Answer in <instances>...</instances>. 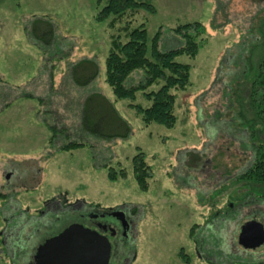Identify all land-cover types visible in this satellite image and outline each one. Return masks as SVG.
Masks as SVG:
<instances>
[{
  "label": "rangeland",
  "instance_id": "obj_1",
  "mask_svg": "<svg viewBox=\"0 0 264 264\" xmlns=\"http://www.w3.org/2000/svg\"><path fill=\"white\" fill-rule=\"evenodd\" d=\"M104 1L0 0V194L5 193L0 195V264H26L36 244L74 221L62 214L29 229L35 243L17 249L3 243L20 216H37L55 197L72 209L84 202L127 210L132 227L123 253L109 264H210L208 259L264 264V244L245 252L237 241L245 222L264 223V183L238 178L253 158V132L264 130L248 103L250 81L260 59L264 63V0H151L155 13L140 10L114 29L95 19ZM38 17L54 27L53 42L45 48L28 33ZM125 21L143 22L149 41L160 29L161 51L184 44L176 26L198 21L205 27L196 56L176 59L190 65V83L175 91L172 129L144 127L130 101L116 100L105 82L109 43ZM83 58L95 60L99 71L90 84L75 86L68 71ZM144 77L137 69L124 84L136 85ZM48 90L54 101L39 105L23 98ZM93 91L104 94L128 121L127 138L105 139L80 127L81 102ZM134 103L149 105L140 92ZM69 142L85 146L61 149ZM139 151L151 169L147 191L139 190L132 173L131 160ZM110 167L124 169L125 177L108 179ZM104 220L115 224L111 217ZM181 249L187 262L179 257Z\"/></svg>",
  "mask_w": 264,
  "mask_h": 264
},
{
  "label": "trees",
  "instance_id": "obj_2",
  "mask_svg": "<svg viewBox=\"0 0 264 264\" xmlns=\"http://www.w3.org/2000/svg\"><path fill=\"white\" fill-rule=\"evenodd\" d=\"M99 2L101 0H98ZM140 10L156 12L151 0H105L98 8L95 19L99 22L106 21L108 27L114 29L116 24H120L125 17H134ZM173 30L182 36L184 44L175 49L161 51L158 48L160 29L149 41L143 22L132 26L129 21H125L118 34L111 37L104 59L106 84L116 100L130 101L128 107L134 109L140 116L144 127L153 123L168 129L175 127L177 123L175 91L186 90L190 83V65L176 59L183 55L194 58L206 40L205 27L198 21L180 24ZM120 32L123 33L124 40L119 35ZM28 33L39 47L45 48L53 42L54 27L48 19L38 17L31 22ZM137 69L144 72V80L136 85L126 86L124 84L126 78ZM98 71L95 60L83 58L72 64L68 73L75 86H86L96 78ZM153 85H158V88L150 89ZM49 92L48 90L45 95L26 93L23 98H35L39 105H42L43 102L54 101ZM139 92L149 102L148 106L134 103ZM248 103L254 121L264 124V63L262 59L258 63L257 74L250 81ZM40 108L44 112L51 114L54 112L50 108L42 106ZM79 123L83 130L105 139L127 138L131 132L130 124L119 114L114 103L98 91L84 96L80 107ZM46 127L52 130L55 125L46 124ZM255 133L252 134L256 136L257 141L254 143L253 158L248 168L242 171L238 178L258 184L264 183V130L262 133ZM82 146H85V143L69 142L63 144L61 149L69 150ZM196 158L199 159L198 155ZM131 162L133 177L139 190L147 191L152 174L150 166L144 159V153L139 151ZM125 175L124 169L116 171L110 167L107 172L110 180H117ZM179 257L187 262V255L182 249ZM208 262L213 264L209 259Z\"/></svg>",
  "mask_w": 264,
  "mask_h": 264
},
{
  "label": "water",
  "instance_id": "obj_3",
  "mask_svg": "<svg viewBox=\"0 0 264 264\" xmlns=\"http://www.w3.org/2000/svg\"><path fill=\"white\" fill-rule=\"evenodd\" d=\"M122 226H126L124 213L112 211ZM243 249L254 250L264 244V226L257 220H249L241 227L237 238ZM35 264H109L111 243L107 236L72 223L55 236L47 238L35 252Z\"/></svg>",
  "mask_w": 264,
  "mask_h": 264
},
{
  "label": "flooded vegetation",
  "instance_id": "obj_4",
  "mask_svg": "<svg viewBox=\"0 0 264 264\" xmlns=\"http://www.w3.org/2000/svg\"><path fill=\"white\" fill-rule=\"evenodd\" d=\"M12 172L13 171H9V173L5 174V178L8 181H10ZM0 195H5V193L2 192ZM116 210L124 213L125 220L127 221L126 226L123 227L121 221L117 217L111 215L112 211H116ZM37 212H38L37 216L30 219L25 218V216L24 218L20 216L19 219L15 222V224L12 225V229L6 232V236L3 239V243H5L8 247L10 246L16 249L22 246L25 242L35 243L36 240H34L33 237H31L32 234H30L29 232L30 231L29 229L31 227L34 228L35 225L44 226L46 225L49 219H54V221L59 220L62 214H69L70 216L74 217V221L70 222V224L79 223L85 227L96 230L97 232L107 236V238L111 243V258H112L117 252L123 253L127 238L129 236L128 233L132 227V222H133L132 218L129 216V213L125 209L117 208L115 210H103L94 207H89L84 202L78 203L72 209L71 203L66 204L65 201L63 200L61 201L59 198L56 197L51 200L45 201L44 208L38 209ZM105 217L113 218L115 220V224L106 222L104 220ZM262 224L264 226V223ZM66 227L67 225H65L62 229L58 230V232L55 233L53 236L60 233ZM36 245H37L36 248L34 249L32 254L28 257L26 264H35L34 256L36 249L38 245H40V243ZM243 250L245 252L250 251L249 249H243Z\"/></svg>",
  "mask_w": 264,
  "mask_h": 264
},
{
  "label": "crops",
  "instance_id": "obj_5",
  "mask_svg": "<svg viewBox=\"0 0 264 264\" xmlns=\"http://www.w3.org/2000/svg\"><path fill=\"white\" fill-rule=\"evenodd\" d=\"M25 99H28V98H25Z\"/></svg>",
  "mask_w": 264,
  "mask_h": 264
}]
</instances>
